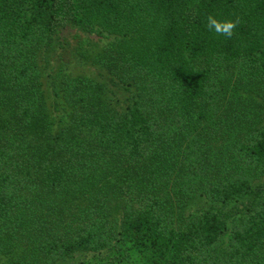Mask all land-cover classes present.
<instances>
[{"label": "trees", "instance_id": "16d2710c", "mask_svg": "<svg viewBox=\"0 0 264 264\" xmlns=\"http://www.w3.org/2000/svg\"><path fill=\"white\" fill-rule=\"evenodd\" d=\"M263 106L264 0H0V264H264Z\"/></svg>", "mask_w": 264, "mask_h": 264}, {"label": "rangeland", "instance_id": "374dc122", "mask_svg": "<svg viewBox=\"0 0 264 264\" xmlns=\"http://www.w3.org/2000/svg\"><path fill=\"white\" fill-rule=\"evenodd\" d=\"M62 37L65 40L64 48L56 49L48 54L49 67L46 71L55 76L65 70L73 76L85 75L107 84L105 70L94 61L106 41L73 30L64 31ZM42 62L44 63V61ZM257 100L261 103V99Z\"/></svg>", "mask_w": 264, "mask_h": 264}, {"label": "clouds", "instance_id": "9594fccd", "mask_svg": "<svg viewBox=\"0 0 264 264\" xmlns=\"http://www.w3.org/2000/svg\"><path fill=\"white\" fill-rule=\"evenodd\" d=\"M236 27V22L228 20L220 22L212 16L208 17V28L214 30L217 33H220L228 38H231L233 35V30Z\"/></svg>", "mask_w": 264, "mask_h": 264}]
</instances>
